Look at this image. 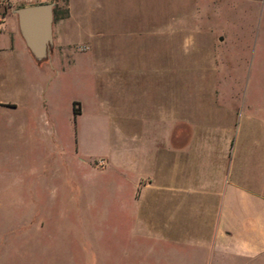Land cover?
I'll list each match as a JSON object with an SVG mask.
<instances>
[{
	"label": "rangeland",
	"instance_id": "obj_1",
	"mask_svg": "<svg viewBox=\"0 0 264 264\" xmlns=\"http://www.w3.org/2000/svg\"><path fill=\"white\" fill-rule=\"evenodd\" d=\"M16 1L0 0V21ZM32 1L64 14L66 0ZM107 2L112 30L146 16L147 38L112 31L98 59L72 65L37 62L20 42L0 52V95L16 104L0 109V264H183L189 248L148 234L147 206L131 193L147 154L154 168L157 144L184 121L229 127L241 179L264 184V0ZM167 20L187 23L163 33ZM130 144L131 168L121 151Z\"/></svg>",
	"mask_w": 264,
	"mask_h": 264
},
{
	"label": "crops",
	"instance_id": "obj_2",
	"mask_svg": "<svg viewBox=\"0 0 264 264\" xmlns=\"http://www.w3.org/2000/svg\"><path fill=\"white\" fill-rule=\"evenodd\" d=\"M107 1L66 0L61 16L57 15L53 5L51 41L45 57L52 65L62 59L66 65L83 57L98 59L103 38L112 31L116 39L126 36L147 38L146 16L116 20L118 26L135 25L133 30L121 26L112 30L115 20L104 15L109 12ZM16 2L13 5L18 7L41 3L32 0ZM4 23L7 27L0 29V52L10 53L20 42L22 45L19 46H23L32 59L37 62L45 59L38 60L29 49L15 10L3 17L0 24ZM183 23L187 22L167 20L159 28L164 33L174 27H183ZM168 38L159 37L166 44ZM177 67L167 65L169 70ZM77 104L78 112L74 111ZM15 105L0 95V109ZM72 111L74 118H79L84 113V106L74 100ZM184 123L187 124L176 131L175 138L169 135L165 138L167 145H163V141L157 144L153 154L154 168L148 166L150 154H147V173H140L133 180L131 195L134 203L142 205V208L138 207L142 210L147 206V233L153 235L158 229L161 240L188 247L190 252L184 256L183 264H264V184L258 183L255 187L256 184L241 179L247 167L233 163L229 127L227 130L224 126L200 129L194 126V122ZM74 139L79 146L78 134ZM174 139L175 144H170ZM201 140L204 143H200ZM134 147L135 144H130L121 150L129 157L126 164L129 168L136 161ZM99 158L105 161L102 170L111 167V153ZM166 250L184 252L183 247L173 245Z\"/></svg>",
	"mask_w": 264,
	"mask_h": 264
},
{
	"label": "water",
	"instance_id": "obj_3",
	"mask_svg": "<svg viewBox=\"0 0 264 264\" xmlns=\"http://www.w3.org/2000/svg\"><path fill=\"white\" fill-rule=\"evenodd\" d=\"M52 7L53 3L41 2L15 9L22 35L38 60L46 57L51 41Z\"/></svg>",
	"mask_w": 264,
	"mask_h": 264
},
{
	"label": "trees",
	"instance_id": "obj_4",
	"mask_svg": "<svg viewBox=\"0 0 264 264\" xmlns=\"http://www.w3.org/2000/svg\"><path fill=\"white\" fill-rule=\"evenodd\" d=\"M74 110V109H73ZM75 111V110H74Z\"/></svg>",
	"mask_w": 264,
	"mask_h": 264
}]
</instances>
